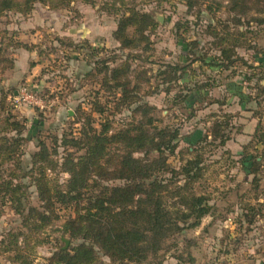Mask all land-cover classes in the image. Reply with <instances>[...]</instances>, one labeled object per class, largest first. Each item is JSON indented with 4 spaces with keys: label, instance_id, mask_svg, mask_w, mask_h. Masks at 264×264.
<instances>
[{
    "label": "rangeland",
    "instance_id": "rangeland-1",
    "mask_svg": "<svg viewBox=\"0 0 264 264\" xmlns=\"http://www.w3.org/2000/svg\"><path fill=\"white\" fill-rule=\"evenodd\" d=\"M14 1L21 3L15 8L17 11L29 10L0 13V94L3 96L0 95V110L7 107V104L2 106L1 101L8 96L9 107L14 108L12 114L21 121L27 118L22 145L23 168H31V156L38 150L40 138L48 142L49 148L53 147L54 138L60 141L63 137L83 138L79 131L85 128L73 120L80 105L87 113L95 107L93 103H97V110H105L102 116L89 114L93 115L96 131L101 129L100 123L108 124L111 127L109 139L116 138L109 141L108 150L109 180L115 185L120 183L113 178L121 170L127 154L132 153L137 160L150 155L148 161H153L151 146L145 149L141 144L143 139H151L160 130L178 129L180 136L174 143V152L169 155L167 150L162 151L166 153L168 168L160 179H166L168 187L160 189L161 198L172 217L176 213H189L185 203L190 204L193 197L201 195L210 200L211 210L200 221L193 218L187 224L180 223L179 229L167 224V232L159 237V252L150 254L143 264H264V169L255 184V178L248 177L251 166H242L239 159L225 154L217 144L204 142L198 146L207 138L211 115L219 105H212L213 98L204 92H192L195 88L193 78L205 81L204 78L212 77L222 85V89L211 93L212 96L220 97L221 91L238 95V82L231 79L241 73L240 68L244 66L220 73L195 61L202 56L215 63V57L221 58L218 34L224 37L227 33L236 35L238 31L246 33V37L237 46L230 37L232 50L229 55L234 61L243 55L252 60V53L264 47V0H238L242 1L238 7H244L245 11L250 9L247 13L241 10L239 17L228 10L227 0H194L198 5L193 9H189L185 0H76L70 3L71 0H33L28 4L25 0ZM220 5L222 8L218 12L208 10L209 6L217 8ZM124 17L130 20L131 27H127L124 35L132 42L131 49H125L116 37ZM237 18L242 21L240 28L234 21ZM193 43H198V50L192 47ZM19 45L33 49L27 64L25 60L17 64V50H23ZM106 61L108 68H120L124 64L129 67H122L123 77L119 80L121 84L123 79L132 82L126 89L129 91L127 100L123 101L115 83H103L105 72L110 75V69H104ZM37 64L41 65V70L28 80L30 66ZM90 64L100 75L84 79L82 76L90 71ZM169 66L187 69L178 83L171 82L170 78L174 80L178 73L172 72ZM138 83L140 89H137ZM25 86L43 95L38 99L39 106L30 101L16 107L13 96ZM189 93L190 101L185 103L183 95ZM231 103L228 111L235 113L238 110L236 98H232ZM253 107L256 108L254 103L250 109L255 111ZM193 113L195 116L191 117ZM6 117L0 111V130L7 128ZM195 151L203 155L204 163L200 165L201 177L191 181L189 191L182 169L197 154ZM58 153L56 161L61 160L64 149L59 148ZM79 154L85 156L84 151ZM5 165V170L12 171L10 164ZM50 176L64 186L70 179L60 168ZM90 189L86 191L89 193ZM23 192L26 208L40 205L35 187ZM258 197L263 202H257ZM82 199L78 210L81 217L88 205L85 198ZM119 199L117 197V201ZM12 208L11 203L5 208L0 203V264H23L26 259L29 264H60L56 260L57 253L73 254L74 249L87 243L89 232L83 231L73 238V227H64L69 219L78 217L73 209L58 211L53 217L58 220L36 230L23 222L27 210L22 217ZM95 250L96 260L91 264H131L113 259L101 247Z\"/></svg>",
    "mask_w": 264,
    "mask_h": 264
},
{
    "label": "trees",
    "instance_id": "trees-1",
    "mask_svg": "<svg viewBox=\"0 0 264 264\" xmlns=\"http://www.w3.org/2000/svg\"><path fill=\"white\" fill-rule=\"evenodd\" d=\"M74 1L76 0H71L69 3ZM185 1L189 9H193L198 5L194 0ZM227 1H229L230 4L228 10L234 14V16L239 17L238 14L241 10L246 13L250 10L247 9V11H245L244 7H238L242 1ZM24 2L28 4L34 1L25 0ZM85 2L89 1L85 0ZM20 5L21 3L19 4L14 0H0V13L4 11H17L15 8H18ZM114 5L115 4H113V6ZM221 8L222 5L217 8L209 6L208 10H215L218 12ZM28 10L29 9L19 10L17 12H26ZM136 15L140 16L139 14ZM144 17L145 15H141V18ZM234 21L238 23V27L240 28L239 25H242V21L239 18L234 19ZM129 22V18H122L119 29L116 32V37L121 40V44L125 49L134 47L132 42L127 41L128 38L124 35L127 31V27H131ZM257 25H259V23H257ZM235 34L236 35L227 33L224 37H220L218 34L217 38H219L218 45L221 49V58L215 57V63L212 59H206V57L202 56L198 57L195 62L205 63L210 69L214 70L215 68L220 73L226 70H237V68L242 66L252 69L253 67L244 59L239 58L237 61H234L232 60V56L229 55L230 50H232V40L228 41L230 37H233L234 46L242 43V39L246 37V33L242 31H238ZM256 35V38H258V33ZM198 46V43L192 44L195 51L198 50ZM20 47L24 50L33 51L32 47L30 48L28 45H19L18 48L20 49ZM193 48L192 52H195ZM96 64L99 65L100 63H95V65ZM104 64L105 70L108 71V69H110V75L105 72L103 83L106 85H108V83H115V87L121 90L119 95H123V101L127 100V93L129 91L126 89L130 88L132 82L131 80L128 81L123 79L121 84L119 80L123 77L124 68L122 67L126 68L128 66L124 64L120 68H108V62L106 61ZM169 68L172 72L178 73V76L176 75L174 80L172 77L170 78L171 82L178 83L181 80V76L187 72V69L183 67L169 66ZM95 70L96 69L91 67L90 71L85 73L82 77H84V79L87 77L95 79L97 75H100L99 70L97 69V73L94 72ZM100 72H102V69ZM233 73L236 75L235 72ZM253 79H256V84L249 87L252 93L250 98L256 105L254 117H258L260 120L258 130L253 137L264 146V125L262 124L264 86L260 83L264 80V72L253 73L250 77H247L249 83ZM197 83L198 84L195 85L192 92H197L198 94L199 92L208 93L218 86L212 77H206V82L198 81ZM136 86L137 89H140L139 83L136 84ZM36 94L38 97L43 98L40 91H37ZM97 94H99V92H97L96 95ZM0 95L3 97L2 94ZM190 95L191 93L183 95L185 103L190 101ZM13 97H15V94ZM4 100H7V102L4 103ZM1 103L2 106L7 104L4 110H0L7 115L5 120L7 128L0 130V203L3 208H5L8 203H11L13 204L12 209L22 217L27 210L28 214L24 216L23 222L26 227L33 226L31 228H35L36 230L44 225H48L54 219L58 220V218H53L57 215L58 211L73 209L76 211L78 217L76 219H69L65 223V229L66 226L73 227L71 231L73 238L78 237L83 231L85 233L89 232L87 235L89 238L85 240L87 243L74 249L73 254L68 251L57 253V263L91 264L96 260L95 247H101L108 254H111L112 258L115 260L131 264H143L150 254L159 252V243L161 241L159 237L167 232V224L175 227V229H179L178 225L180 223L187 224V222L193 218L195 221H200L210 213V200L203 195L193 197L190 204L185 203V208L189 213H176V216L173 217L161 198L162 193H160V189L165 188L166 185L168 187V181L166 179H160L163 173H165L164 171L166 168H168L166 164V153L164 154L162 151L163 149L167 150L166 152H169L167 153L169 155L174 152L176 145L174 143L176 140L177 142L179 140L180 130L168 129L167 132L165 130H160L159 134H155L151 139H143L141 144L145 146V149L147 146H151L150 150L153 153L152 155H154L152 158L153 161H148L151 160V158L149 157L150 155H146L145 152V161L135 159L132 153L131 155L127 154L124 156L123 162L120 165L121 170L118 171L119 175L117 174L118 176L116 175V177L113 178V180L120 183L115 185L109 180L108 150L109 141L113 142L116 138L109 139L111 127L109 128L108 124L100 123L101 129L99 131L94 129L95 120L93 119V115L89 113L100 114L101 116L105 113V110L96 109L97 103L92 104V107L94 105L95 107L90 109L91 112L88 113L83 109V105H80L73 117L75 124L85 128L84 131H79V135L83 136V138H80L81 140L73 136L69 138L63 137L61 141L58 138H54V140H52L53 147L49 148L48 142L40 138L38 150L31 156V168L28 170L23 168L22 159V145L25 141L24 133L27 128V121H21L16 115L12 114L14 108L12 106L9 107L8 96H5ZM212 104H220V102L218 100H213ZM143 110H145V106ZM194 116L195 114L193 113L191 117ZM233 118L234 115L230 114L222 115L219 119L216 118L212 122L207 138L202 142L200 141L198 146L205 142L211 145L217 144V147L224 148L227 141L230 139L229 133L232 131L231 124ZM83 119L85 120L84 122ZM142 123L144 125L146 121ZM148 125H150V123ZM144 129L143 127V130ZM250 146L251 144L244 148L245 152L242 157V165L245 166L250 163V166L253 165V173L258 174L264 169V158L260 157L261 160L258 161L259 156L253 157L254 164L245 161L249 159V156L246 155H248ZM59 148L64 149V155L61 157L60 161H56L54 158L58 156ZM82 151L85 152V156L79 154V152ZM195 152L197 153L198 151ZM201 163H204L203 155L200 156V154L197 153L182 169V175L185 176L189 184V186H187V188L189 187V191H191V181L193 183L202 175V173H200L202 170L200 167ZM5 164H10L12 166V171L5 170ZM58 168H60L61 173L70 175V179L65 186L62 184L59 185L60 183L58 184L53 181L50 176V174L56 172ZM29 179L30 182H27ZM255 179L258 180L257 177ZM91 182L92 185L90 186ZM103 183H109V185H103ZM31 187L36 188L40 205L38 207L31 206L26 208L23 204L26 194L23 191ZM89 187L91 188V192L88 193L86 190H88ZM133 187L135 188L133 189ZM166 191L168 192V190ZM82 197L85 198L88 205L83 209L85 215L81 217V215L78 214V210L84 201ZM117 197L120 198L119 201H117ZM136 197H138L137 200H135ZM80 210H82V208ZM30 222L32 223L30 224ZM79 224H83L81 225V229L79 228ZM23 264H29L28 259L23 261Z\"/></svg>",
    "mask_w": 264,
    "mask_h": 264
},
{
    "label": "crops",
    "instance_id": "crops-1",
    "mask_svg": "<svg viewBox=\"0 0 264 264\" xmlns=\"http://www.w3.org/2000/svg\"><path fill=\"white\" fill-rule=\"evenodd\" d=\"M262 44H263V42L261 43V45ZM32 52L29 53L24 49L21 51L17 50V55H16V57L18 58L17 64H19L20 61H24V60L27 64L29 59H30ZM252 54H253L251 56L252 60H249L248 58L244 57V55L243 56L240 55V56H241V58H244V60L246 62H248V64L251 65L253 68L248 69L245 67L244 69H242L239 67L241 69V73L237 74V76L234 79H231V81H234L236 79L235 81L238 82V89L239 90L236 93L238 95H233V92H231V91H229L228 93H225V94H224V92L221 91L220 97H217L216 95H215V97L212 96L211 93L214 90L222 89V87H221L222 85L219 83V81H216V79H214V81L217 83L218 86H216L214 89H212L208 93L204 92L205 94L210 95L213 98V100H218L220 102V104H218L219 108H217V111H214V113L211 115V119H212L210 122L211 125H212V122L216 118L219 119V117L222 115H228V114L234 115L231 126H232V132L235 131V134H233L232 132L229 133L230 139L227 141L226 146L222 149H223L224 153L227 155H230L231 158H234L236 160L239 159L238 162L241 165H242V157H243V154L245 152L244 148H245V146H247L249 144H251V146L249 147L248 155H246V156H249V159H246L245 161H248V163L251 162L252 164H254L253 157L259 156L258 161L261 160L260 157L264 158V146L261 145L258 142V140L254 139V137H253L254 134L258 130L260 120H258L256 117H254V111H252V109H250V108H252L254 102L251 101L250 97H251L252 93H251V89L249 87L251 85L256 84V79H253L250 83L247 80V77H250L253 73L264 72V47H262L258 53L254 52ZM197 63H199V62H195V64H197ZM261 66H263V67H261ZM30 68L32 71H31V73H28L30 75L28 80H30V78H32L34 75H37V74H35V72H38V70H41V69H39V68H41V65L40 64H37L35 66L31 65ZM28 70H29V68H28ZM23 72H26V71L23 70ZM216 72H219V71H216ZM32 74H34V75H32ZM24 76H25V74H24ZM204 79H205L204 82H206V78H204ZM198 80H200L199 77L193 78V82L195 83L194 86L196 84H198L197 83ZM6 83L8 84V82H5V84ZM260 83L264 86V80ZM7 86H10V85H7ZM222 94H224V95H222ZM210 96L208 98H211ZM232 98H236V102H237L236 105L238 107V110L235 111V113H233L232 111H228L232 106V103H231ZM212 101H211V103H212ZM236 105L233 107H236ZM239 108H241V109H239ZM254 110H256V108H254ZM24 116H26V114H24ZM262 124L264 125V120H262ZM247 165L250 166L251 164L249 163ZM252 168H253V165L251 166V169H248V171L250 172L248 177H250V178H256L257 177V179L261 178L263 169L260 171V173L254 174ZM257 183H258V180L255 179V184H257ZM256 201L260 202V203L263 202L262 199H260V197H258Z\"/></svg>",
    "mask_w": 264,
    "mask_h": 264
},
{
    "label": "built area",
    "instance_id": "built-area-1",
    "mask_svg": "<svg viewBox=\"0 0 264 264\" xmlns=\"http://www.w3.org/2000/svg\"><path fill=\"white\" fill-rule=\"evenodd\" d=\"M38 99L39 97L37 96L36 92L27 86L21 88L14 97V100L16 102V107L18 108L24 103H27L30 101L34 102L35 104L39 106Z\"/></svg>",
    "mask_w": 264,
    "mask_h": 264
}]
</instances>
